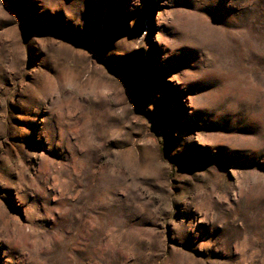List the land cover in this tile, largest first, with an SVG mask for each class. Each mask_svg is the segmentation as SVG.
Instances as JSON below:
<instances>
[{"label": "rangeland", "instance_id": "1", "mask_svg": "<svg viewBox=\"0 0 264 264\" xmlns=\"http://www.w3.org/2000/svg\"><path fill=\"white\" fill-rule=\"evenodd\" d=\"M0 264H264V0H0Z\"/></svg>", "mask_w": 264, "mask_h": 264}]
</instances>
